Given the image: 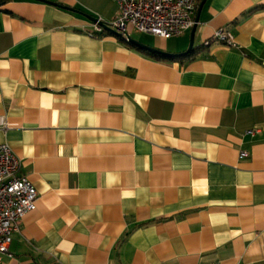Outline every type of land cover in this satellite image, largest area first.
I'll use <instances>...</instances> for the list:
<instances>
[{"label": "crops", "instance_id": "crops-1", "mask_svg": "<svg viewBox=\"0 0 264 264\" xmlns=\"http://www.w3.org/2000/svg\"><path fill=\"white\" fill-rule=\"evenodd\" d=\"M116 14L0 5V144L37 192L0 264H264V0H198L188 57L194 25L120 37Z\"/></svg>", "mask_w": 264, "mask_h": 264}, {"label": "built area", "instance_id": "built-area-1", "mask_svg": "<svg viewBox=\"0 0 264 264\" xmlns=\"http://www.w3.org/2000/svg\"><path fill=\"white\" fill-rule=\"evenodd\" d=\"M117 14L105 26L127 36L128 30L148 34L163 40L179 37L194 25L193 15L198 0H113ZM104 27L96 21L88 32L92 38L100 37ZM212 39L224 46H233L232 35L218 29ZM207 45V44H206ZM0 128H6L0 118ZM246 154H241V158ZM21 160L6 144H0V260L8 255L12 235L18 232L22 217L34 210L37 192L20 174Z\"/></svg>", "mask_w": 264, "mask_h": 264}, {"label": "water", "instance_id": "water-1", "mask_svg": "<svg viewBox=\"0 0 264 264\" xmlns=\"http://www.w3.org/2000/svg\"><path fill=\"white\" fill-rule=\"evenodd\" d=\"M196 23H197V20H196ZM194 29H195V25H194L193 28H192L191 37H190V44H189V47H188V49H187V51H186V54H188V53L192 50V47H193V34H194ZM110 32L113 33V34H115V35H117V36H120L119 34L113 32V31H110ZM120 37H121V36H120ZM127 41L130 42L131 44L137 46V47H140V48H143V49H146V50L153 51V50H151V49H149V48H146V47H144V46H142V45L136 43L135 41H133V40H131V39H129V38L127 39Z\"/></svg>", "mask_w": 264, "mask_h": 264}, {"label": "rangeland", "instance_id": "rangeland-1", "mask_svg": "<svg viewBox=\"0 0 264 264\" xmlns=\"http://www.w3.org/2000/svg\"><path fill=\"white\" fill-rule=\"evenodd\" d=\"M133 37L136 39V40H138V41H140V42H143V43H146V44H151V42H152V39L150 38V37H146V36H134L133 35ZM172 40H175V39H172ZM171 40V41H172ZM173 42V41H172Z\"/></svg>", "mask_w": 264, "mask_h": 264}, {"label": "trees", "instance_id": "trees-1", "mask_svg": "<svg viewBox=\"0 0 264 264\" xmlns=\"http://www.w3.org/2000/svg\"><path fill=\"white\" fill-rule=\"evenodd\" d=\"M6 0H0V5L2 4V3H4ZM192 52V51H191ZM190 52V53H191ZM189 53V54H190ZM189 54H187V55H185L184 57H188L189 56ZM166 57H168L169 59H171V58H174V57H176V56H170V55H168V56H166Z\"/></svg>", "mask_w": 264, "mask_h": 264}]
</instances>
